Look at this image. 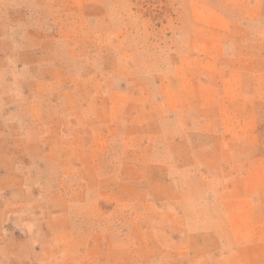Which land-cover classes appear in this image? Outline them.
Instances as JSON below:
<instances>
[{
    "label": "rangeland",
    "instance_id": "obj_1",
    "mask_svg": "<svg viewBox=\"0 0 264 264\" xmlns=\"http://www.w3.org/2000/svg\"><path fill=\"white\" fill-rule=\"evenodd\" d=\"M0 264H264V0H0Z\"/></svg>",
    "mask_w": 264,
    "mask_h": 264
}]
</instances>
